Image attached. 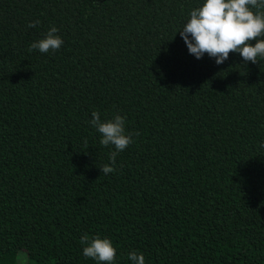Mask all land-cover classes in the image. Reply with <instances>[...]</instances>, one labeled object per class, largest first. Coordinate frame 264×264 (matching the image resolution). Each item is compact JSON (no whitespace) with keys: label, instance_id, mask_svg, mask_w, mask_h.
Listing matches in <instances>:
<instances>
[{"label":"trees","instance_id":"16d2710c","mask_svg":"<svg viewBox=\"0 0 264 264\" xmlns=\"http://www.w3.org/2000/svg\"><path fill=\"white\" fill-rule=\"evenodd\" d=\"M202 4L0 0V264H264V60L190 54ZM94 110L133 133L108 175Z\"/></svg>","mask_w":264,"mask_h":264},{"label":"clouds","instance_id":"9594fccd","mask_svg":"<svg viewBox=\"0 0 264 264\" xmlns=\"http://www.w3.org/2000/svg\"><path fill=\"white\" fill-rule=\"evenodd\" d=\"M39 21H32L28 27H35ZM58 28L52 26L44 38L32 42L28 51L47 53L56 51L64 43L56 35ZM190 54L197 59L205 54L222 64L232 52L239 53L244 64L264 60V0H203V4L190 11L187 22L179 30ZM255 40V44L251 41ZM126 118L115 114L102 120L98 111L92 112L91 126L100 134V144L111 146L110 164H104L101 173L108 175L116 169L117 154L133 143V133L125 130ZM139 135V133H135ZM264 147V144L261 145ZM83 256L97 264H116V249L112 241L99 235L80 238ZM132 264H145V257L135 251L128 254Z\"/></svg>","mask_w":264,"mask_h":264},{"label":"rangeland","instance_id":"374dc122","mask_svg":"<svg viewBox=\"0 0 264 264\" xmlns=\"http://www.w3.org/2000/svg\"><path fill=\"white\" fill-rule=\"evenodd\" d=\"M20 260H21V264H23L25 262V260H23V258H21Z\"/></svg>","mask_w":264,"mask_h":264}]
</instances>
